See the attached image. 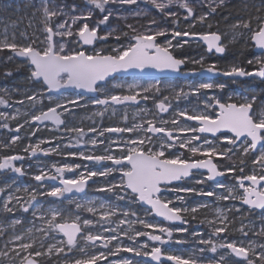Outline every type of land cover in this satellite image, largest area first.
Returning <instances> with one entry per match:
<instances>
[{"label": "snow or ice", "instance_id": "1", "mask_svg": "<svg viewBox=\"0 0 264 264\" xmlns=\"http://www.w3.org/2000/svg\"><path fill=\"white\" fill-rule=\"evenodd\" d=\"M85 3L91 7L75 14L78 11L75 3L69 8L66 0H39L38 5L32 4L35 11L28 24L31 28L35 21V32L21 33L23 42L15 32L9 34L5 29L0 33V52H10L9 60L25 61L28 80L36 86L31 94L26 92L15 101L20 105L26 101L29 111H0V129L8 132L7 139L0 140V215L9 221L7 225L0 222V240H3L0 264H51L53 260L56 264L61 261L108 264L109 257L120 253L131 255L120 258L118 264H139L137 257L150 258L145 264L152 261L163 264L165 260L171 264H264V243L258 242L264 240V220L256 228L253 222L245 225L241 217L240 227L236 229L230 213H239L241 209L237 207L217 208L211 219L200 221L207 223L209 231L207 238L205 233H191L197 251L173 254L164 247L186 243L173 240L174 233L189 234L190 220H195L207 207L206 204L185 206L184 194L240 201L250 212L264 210V101L255 93L227 99L208 95L207 91L225 88L223 83L211 80L189 86L187 91L183 87L165 88L159 80L147 86L130 84L126 94L123 85L119 86L120 92L108 88L116 73H147L149 69L179 72L189 58H177L173 53L190 40L203 42L208 53L223 55L227 50L223 34L213 30L210 21L227 0H85ZM139 3L159 10L161 19L171 21L170 25L161 27L156 19L148 18L147 13L137 10ZM117 4L120 8L132 6L133 15L145 16L147 24L140 27L126 24V30L121 29L118 34L116 29L109 28L101 35V26L107 27L110 18L118 12ZM195 7L201 11L197 13ZM97 16L100 18L96 19ZM182 19L186 23L191 21L188 28L179 27ZM197 25H207L208 30L197 31ZM231 29L233 42L243 37L245 45L251 43L261 54L247 60L245 65L233 64L226 69L215 62L205 66L204 56L191 62L199 64L200 71L230 78H260L264 82V0H260L255 15L241 17ZM109 39L116 41L115 46L96 47ZM72 90H76L74 97L63 95ZM166 90L170 95H163ZM191 97L197 100L191 107L173 108V101H188ZM11 98L9 90H0V105L11 107ZM149 100L153 109H139L136 114L139 122L130 126L124 123L103 127L95 120L86 129L68 126V118L77 109L98 108L92 117L102 120L110 109L115 115L118 106H138ZM163 114H170V118L164 119ZM127 120L125 111L122 121ZM49 122L61 135L33 143L37 132ZM26 126L28 131L21 136ZM113 135L117 138L111 139ZM65 136L69 138L67 144L63 143ZM24 140L28 143L20 148ZM81 147L91 151L79 150ZM96 149H102L101 153L97 154ZM37 154L61 155L82 163H53L51 168L38 169V174L32 175L38 187L31 189H21L14 181L7 180V173L26 175L24 160ZM222 161H227L223 167ZM85 162H109L111 166L97 171L89 169ZM199 170H206L207 175L195 183L216 181L219 193L216 189L204 191L195 186L172 187L173 182L191 178ZM226 175L233 178L230 187L216 180ZM97 177L106 182L96 191L106 194L107 199L84 203L71 199L84 193L89 182H95L93 178ZM169 193L173 198H168ZM49 197L54 198L49 203L68 200L69 204L66 208H44L42 202ZM121 202L128 206L122 208ZM132 205H146L145 216H139ZM29 212L34 222L40 221V227L33 223L17 233L16 228L23 221L12 216ZM84 213L91 215L85 217ZM150 214L162 220L149 222ZM232 231H239L242 238H231ZM249 233L253 238H249ZM143 237L147 240L141 243ZM88 248L95 251L89 253Z\"/></svg>", "mask_w": 264, "mask_h": 264}, {"label": "rangeland", "instance_id": "2", "mask_svg": "<svg viewBox=\"0 0 264 264\" xmlns=\"http://www.w3.org/2000/svg\"><path fill=\"white\" fill-rule=\"evenodd\" d=\"M166 2V0H165ZM39 4V0H0V33H3L5 29L8 30L9 34H12L13 32L16 33L17 39L20 40L21 42V33H24L27 31L29 34H32L33 32L36 31V23L33 21V26L31 28L28 27L29 20L32 19V13L35 11V8L32 7V4ZM67 5L69 8L73 3H75L78 7V11L75 14H79L80 12H83L90 8V5H86L85 0H66ZM195 6V5H194ZM260 6V1L258 0H227L226 5L223 7V9L227 10L228 12H233V15L236 14V17L232 19H227V17L223 20V27L222 30H218L223 34V39L227 47L234 46V45H239L244 49H252L253 47L250 45H245L244 43V38H238L236 41H232V29L231 25L236 23L238 19L241 17H247L249 13L252 15L256 14V8ZM115 7L118 9V12L114 14L112 18H110V23L108 24L107 27L101 26V35L104 34L105 31H107L109 28L111 29H116L117 34L121 29H124V26L126 24H133L137 27H140L142 25L147 24V19L145 16L141 15L139 17L133 15V11L130 10L132 9V6H125L124 8H120V6L117 4ZM137 10H142L144 13H147V17L150 19H156L158 23L160 24L161 27H166L170 25L171 21L167 20H162L161 15L159 14V10L151 8L150 5L146 3H139L138 9ZM173 10L175 11L176 8L173 6ZM195 10L197 13L201 11L199 7H195ZM67 11V9H66ZM73 13L69 12V15H72ZM183 15V14H182ZM229 16V14H228ZM100 17L97 16L96 19H99ZM126 18V19H125ZM186 22L181 20V23L179 27L184 26ZM201 31H207V30H201ZM37 35H39L38 32H36ZM170 38V37H169ZM163 38H161L162 40ZM116 41L114 39H109L106 44H98L96 47H109V46H115ZM202 43H197V42H191L189 41L188 44L184 46H192L194 49L199 50V53L193 58L195 60H199L201 56H204L205 60L208 58V55H205L204 51L206 50L201 47ZM181 48H179L180 50ZM178 49H176L177 51ZM175 51V52H176ZM242 51V52H243ZM174 52V53H175ZM241 52V54H242ZM260 55V54H259ZM258 56V55H255ZM183 58V57H181ZM189 58V57H188ZM253 56L250 58L252 59ZM192 59V60H193ZM20 61V60H19ZM190 61V60H189ZM22 65H27L25 61H21ZM212 63V62H211ZM233 64H241L239 62H235ZM232 64V65H233ZM242 65V64H241ZM231 66V65H229ZM223 69H226L227 67ZM29 71V68H28ZM199 77V76H198ZM156 80H159L161 82V85L165 88L167 86H171L174 88H180L183 87L185 91L188 90L189 86H195L198 85L199 83L203 82H208L209 80L215 82V83H223L225 85V88L223 90H212V91H207L208 95H219L224 99H227L228 97H234V98H239V97H244V96H249L251 93H255L260 101H264V84L256 86V82H262L260 78H251V85L250 84H243L242 90H231V85L229 82H226L223 79H203V78H197V77H192L190 79H144L140 77H133V78H116L114 80L109 81L108 83V88L112 89L115 88L116 92H120V85H123V93H127L128 85L133 84V83H139L147 86L149 83H153ZM19 82H23L24 84H19ZM17 84H0V90L7 89L9 90V93L11 95V100L9 101V104L11 107L6 106V105H0V111H8V112H14L15 110L19 109L21 112H26L29 111V108L27 107V102L25 101L24 105H20L15 103V101L20 100L23 98L24 93L31 94L32 91L35 90L36 86L28 80V76L22 79H18ZM264 83V82H263ZM255 84V85H254ZM229 88V89H228ZM18 90V94L17 91ZM63 95L68 96V97H74L75 92L71 93H64ZM163 95L168 96L170 95L169 91H164ZM197 102L196 98L191 97L189 98L188 101L181 100V101H173V108L179 107V108H184V107H191L193 104ZM47 103V101H45ZM153 102L152 100L145 102H141L138 106L129 104L126 108L123 106H118L116 108V114L112 115L111 109L109 110L108 113H106L105 117L101 120L99 117H92V114L96 111H99L100 109L88 106L86 108H81L77 109L73 116L68 118V126H82L85 127V129L89 126L92 125L93 120H95L97 123H100L103 125V127H110V126H123L124 123H127L129 126L133 122H139V118L137 117V112L139 109L147 108V109H153ZM127 112L128 115V120L126 122L122 121V116L124 112ZM89 117H92V119H89ZM164 119H169L170 114H163ZM20 123H23V119L20 120ZM11 127L14 129L15 128V123L11 124ZM28 129L27 126L25 129L20 133L21 136H25L27 133ZM53 135L60 136L61 133L59 131H56L52 128V125L48 124L47 127H42L39 132H37L36 137L32 140L33 143L36 142L37 139H42V138H51ZM8 137V132L4 129H0V140H5ZM111 139H116L117 137L113 135L110 137ZM209 139H212V137L208 136ZM69 142V138L65 136L63 143L67 144ZM28 143V140H24L23 143L19 146L20 148H23L24 145ZM47 146V145H44ZM72 150H77V149H72ZM79 150L82 151H91V148H79ZM102 149H96V153L100 154ZM55 163L57 165L61 163H82L81 160L79 159H73V158H65L62 157L61 155H51V156H43L42 154H37L36 157H28L24 160L23 166L27 172L26 175L24 176H17L12 173H7L6 178L9 182H15L16 187H20L21 189L23 188H33L34 186V180L32 179L33 174H38V169L40 168H51V165ZM87 163V166L91 170H97V171H103L105 166H111L109 162H103V163H94V162H85ZM227 161H222L221 166L223 167L224 164H226ZM83 170V169H81ZM247 171V169H246ZM66 176H71V173H66ZM206 176V174H199L198 177H193L190 182V184L185 185L184 183H181L179 185H173L172 187H180V186H195L197 188H203L204 191H211L213 189H216V191L219 193L220 189L217 187V183L214 182V184H210V181H206L203 185H197L195 182L197 180H200L202 177ZM95 182L91 181V184L84 195H78V196H72V200H77L79 202H87L89 200H105L107 199L106 194L98 193L96 191L97 188L101 187L106 181L104 178H93ZM220 184L225 185L226 187H230L233 184V178L231 175H226L223 177L221 181H219ZM52 183H50L51 185ZM48 185V186H50ZM47 187V186H46ZM23 195V193H21ZM168 198H173L172 195L169 193L167 194ZM185 195V201L184 205L188 207L195 206L196 204H206L207 207L202 209L195 220H190L189 224V234H179V233H174L173 240H184L186 243L184 244H176L172 243L170 245H165L166 251L173 253V254H184L187 255L189 253H193L196 250V244L191 238V233L192 232H199V233H205V237L207 238V232L209 231L207 223L201 224L200 221L204 220L206 218L211 219L214 215L215 209L221 208V209H229V208H240L241 211L239 213H230L231 216H233L234 221H235V228L239 229L240 223H241V217H244L243 223L245 225L249 224V222H253L255 227L258 228L261 220H264V210L261 211H252L250 212L247 207L244 205H241L240 201H221L216 199L215 197H205V196H198V195H192V194H184ZM112 202L115 203V197L112 198ZM43 207L48 208V207H56V208H61V207H67L69 204L68 200H64V204L61 206H56V205H50L47 203V201H43ZM122 208L127 207L128 205L124 204L121 202L120 205ZM40 205H37V208H39ZM74 208V205L72 206ZM132 209L134 211H137V214L141 217L145 216V209L142 206H137V205H132ZM28 214L29 217H26L24 215ZM85 217H89L91 214L84 213L83 214ZM19 218L23 221L22 225L17 226L16 232L20 233L24 231L25 229L32 227L33 223H35V226L38 228L40 227V221L36 220L35 222L33 221V217L31 212L29 213H23L20 216H15V214L12 216V219ZM149 222L153 223H159L160 221L154 217L153 214H150L148 217ZM0 222L4 223L7 225L9 221L5 220L2 215H0ZM140 230H144L142 226H137ZM229 236L233 239H241V234L239 231H232L229 233ZM249 238H253L252 234L249 233ZM144 240H147V237L141 238L140 242L143 243ZM259 243H264V240H259ZM246 243V241H245ZM3 240H0V246H2ZM87 251L89 253L94 252V248H88ZM223 254V253H221ZM76 255H79V252H76ZM131 254L128 253H120L118 256H111L109 257L108 264H118V261L122 257H127L130 256ZM208 255H213L211 253H208ZM136 261H139V264H145V260H143L140 257L135 258ZM61 264H63V261H61Z\"/></svg>", "mask_w": 264, "mask_h": 264}, {"label": "trees", "instance_id": "3", "mask_svg": "<svg viewBox=\"0 0 264 264\" xmlns=\"http://www.w3.org/2000/svg\"><path fill=\"white\" fill-rule=\"evenodd\" d=\"M260 1V0H258ZM229 14V16H228ZM227 17V19H232L234 17H236V14L233 15V12H228V11H224L221 12V14L217 17L218 21H222ZM251 45V43H250ZM185 49L183 50V52H176V55L179 57H189L191 59H193L198 53L199 50L194 49L192 46H185ZM204 50V49H203ZM239 45H234V46H230L227 47V52L225 54L224 57L221 58H213L210 59L209 55L207 54V52L204 51L205 55H208V58L205 60V66L207 63L210 62H215V63H219L218 66L220 68L232 65L235 62H239L242 65H245L247 60H249L252 56H255V52H254V48L252 49H244ZM242 52V54H241ZM11 55L10 52L8 51H2L0 52V84H17L18 79H22L25 78L26 76H29V71H28V67L27 65H22V62L17 60L16 58H13L12 60H9L7 57ZM187 69L190 70H200V65L199 64H192L190 61L187 63ZM250 70V69H249ZM11 72V75H6L5 73L7 72ZM197 78H200L198 76H196ZM226 82H229V84L231 85V90H242V85L243 84H250L251 80L248 78H244V79H239V80H227ZM19 84H24L23 82H19ZM256 86L262 85L264 84L263 82H256L255 83ZM254 84V85H255ZM251 85V84H250ZM229 89V88H228ZM222 167V166H221ZM199 174H195L194 177H198ZM34 187H38L37 183L34 181ZM185 185L190 184V182L188 181H184L183 182ZM210 184H214V182L210 181ZM54 198L49 197L47 200V203H49V201H53ZM50 205H56V206H61L62 204H64V201L61 202H55V203H49ZM21 214H15V216H20ZM26 217H29L28 214L24 215ZM51 264H56V261L53 260L51 261Z\"/></svg>", "mask_w": 264, "mask_h": 264}, {"label": "water", "instance_id": "4", "mask_svg": "<svg viewBox=\"0 0 264 264\" xmlns=\"http://www.w3.org/2000/svg\"><path fill=\"white\" fill-rule=\"evenodd\" d=\"M88 47L91 48L92 46H88ZM254 52H255L256 55L261 54L260 53V50L259 49H256V48H254ZM225 53L223 55H221V54H217V55L218 56H224ZM208 54H212V53H208ZM16 59L17 60H20V61H23V60H21L19 58H16ZM196 76H199V77H201L203 79H214V80H218V79H224V80H239V79L247 78V77L230 78V77H225L222 74H212V73H208L206 71H200V70H188L187 69V65L185 64V65H183L181 67V70L179 72H159V71L152 70V69H149L147 71V73H140V72H137V71H129L127 73H116V74H114V79H116V78H133V77H140V78H144V79H163V78H165V79H190V78L196 77ZM114 79H111V80H114ZM75 91L76 90H72V91H68V92H65V93H71V92H75ZM87 95L91 96V95H95V94L89 93ZM48 124L51 125L50 122ZM217 135H219V134H217ZM208 136L212 137L211 134H208ZM101 163H103V162H101ZM201 173L207 175L206 170L195 171L194 174H193V176L191 178H186L185 180L179 181V182H173V185H179V184L183 183L184 181H189V180H191L194 177L195 174H201ZM222 179H223V177H217L216 178L217 181H221ZM214 182H216V181H214ZM50 183L54 184V183H58V181L57 182H50ZM90 184H91V181L89 182V185L86 188V190H85L84 193L76 194L75 196L86 194V192H87ZM244 206L248 208L247 205H244ZM142 207L143 208H147L146 205H143ZM255 211H261V210L257 209ZM154 217L156 219H158L159 221L162 220V218H160L158 216H155L154 215ZM165 223H168V222H165ZM176 224L179 226V222H176ZM142 259L145 260V261H149L150 260V258H142ZM151 264H157V262L152 261ZM163 264H171V262H168V261L165 260L163 262Z\"/></svg>", "mask_w": 264, "mask_h": 264}, {"label": "flooded vegetation", "instance_id": "5", "mask_svg": "<svg viewBox=\"0 0 264 264\" xmlns=\"http://www.w3.org/2000/svg\"><path fill=\"white\" fill-rule=\"evenodd\" d=\"M224 11H227V10H225V9H223V8H220V9H218V11H217V13H216V15L213 17V19L210 21V23H212V25H213V30H222V27H223V23H222V21H218V19H217V17L221 14V12H224ZM189 23H191V21H189V22H187V23H185V25L184 26H181V28L182 29H186V28H188V26H189ZM196 30L197 31H201V30H208V28H207V25H197L196 26ZM191 42H199V43H202V44H200L201 45V47L203 48V49H205L206 50V52H207V49H206V47L204 46V44H203V42H201V41H198V40H190ZM98 45V44H97ZM96 45V46H97ZM185 46H183L180 50L178 49L176 52H183V50L185 49L184 48ZM227 47V46H226ZM176 52L175 53H173L175 56H177L176 55ZM227 52V51H226ZM207 54H208V52H207ZM226 54V53H225ZM209 55V58L210 59H213V58H221V57H224V56H218L217 54H215V53H212V54H208ZM177 58H181V57H179V56H177ZM189 60H190V62L192 61V59L191 58H189ZM214 62V61H213ZM192 63V62H191ZM211 63V62H210ZM193 64V63H192ZM217 65L219 64V63H216ZM186 65H187V63H186ZM223 68H225V67H223ZM223 68H221V69H223ZM188 70H190V69H188ZM248 79H251V78H249V77H247Z\"/></svg>", "mask_w": 264, "mask_h": 264}, {"label": "bare ground", "instance_id": "6", "mask_svg": "<svg viewBox=\"0 0 264 264\" xmlns=\"http://www.w3.org/2000/svg\"><path fill=\"white\" fill-rule=\"evenodd\" d=\"M224 80V79H223ZM225 81H227V80H225ZM235 81V80H234ZM212 182H214V181H212Z\"/></svg>", "mask_w": 264, "mask_h": 264}]
</instances>
